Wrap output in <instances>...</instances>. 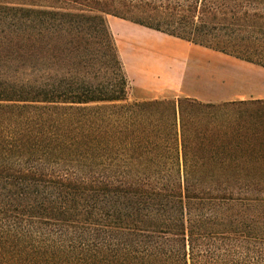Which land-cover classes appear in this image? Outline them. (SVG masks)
Segmentation results:
<instances>
[{
  "label": "trees",
  "instance_id": "1",
  "mask_svg": "<svg viewBox=\"0 0 264 264\" xmlns=\"http://www.w3.org/2000/svg\"><path fill=\"white\" fill-rule=\"evenodd\" d=\"M106 16L264 68V0H0V264H264V100L130 102Z\"/></svg>",
  "mask_w": 264,
  "mask_h": 264
},
{
  "label": "rangeland",
  "instance_id": "2",
  "mask_svg": "<svg viewBox=\"0 0 264 264\" xmlns=\"http://www.w3.org/2000/svg\"><path fill=\"white\" fill-rule=\"evenodd\" d=\"M114 18L106 16L107 21ZM151 37L149 45L164 56L165 62L147 51L132 50L129 46L120 49L116 41L132 86L130 102L162 98H191L216 104L264 100V68L241 62L250 70L236 66L231 69L246 78L233 76L223 72L228 65L219 63L213 68L205 63L204 57H194L187 48L158 36Z\"/></svg>",
  "mask_w": 264,
  "mask_h": 264
},
{
  "label": "crops",
  "instance_id": "3",
  "mask_svg": "<svg viewBox=\"0 0 264 264\" xmlns=\"http://www.w3.org/2000/svg\"><path fill=\"white\" fill-rule=\"evenodd\" d=\"M114 19H110L108 21L109 22L108 24L114 35V38H116V41L120 49H123V47L129 46L130 48H132V50L135 49L136 51H147L151 53L153 57L161 58V60L165 62L164 56L154 51V49L151 48V46L149 45V41L152 38L151 36H158L159 38L165 39L166 41H169L173 43L174 45H180V46L187 48L191 53H194L193 54L194 57H198V56L204 57L205 63L213 68H216L217 66H219L218 65L219 63L228 65L229 67L224 68L223 72H226L233 76L246 78L244 75H241L238 72H234L231 69V66H236L239 69L250 70L246 65L241 63L242 61H239L232 57L225 56V55L213 52L211 50H208L202 47L194 46L192 44L168 37L164 34L149 30L142 26H139V25H136V24H133V23L121 20V19H117V18H114ZM172 61H175V60H172ZM227 100H230V99H226L225 101ZM220 102H222V100H220Z\"/></svg>",
  "mask_w": 264,
  "mask_h": 264
}]
</instances>
